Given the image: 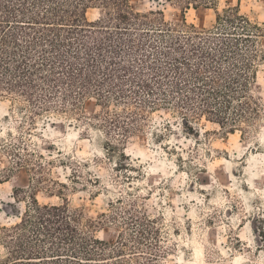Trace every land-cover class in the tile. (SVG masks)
<instances>
[{
    "label": "trees",
    "instance_id": "trees-1",
    "mask_svg": "<svg viewBox=\"0 0 264 264\" xmlns=\"http://www.w3.org/2000/svg\"><path fill=\"white\" fill-rule=\"evenodd\" d=\"M165 1L180 8V20L137 12L130 0H0V100L33 127L51 115L95 120L106 136L121 138L108 142L114 153L160 110L181 116L189 131L206 120L250 136L262 117L254 86L264 61V27L233 7L200 30L187 22L186 11L218 0ZM95 9L102 14L91 21ZM92 100L100 110L88 118ZM8 150L15 165L0 180L27 167L32 188L44 186L63 202L30 195L14 223L0 226V264H102L124 255L126 244L100 240L96 222L70 208L65 192L76 187L49 178L53 162L43 164L25 148L24 154Z\"/></svg>",
    "mask_w": 264,
    "mask_h": 264
},
{
    "label": "rangeland",
    "instance_id": "rangeland-1",
    "mask_svg": "<svg viewBox=\"0 0 264 264\" xmlns=\"http://www.w3.org/2000/svg\"><path fill=\"white\" fill-rule=\"evenodd\" d=\"M130 2L137 12L162 11L169 21L183 17L165 0ZM233 7L264 27V0H218L187 10L185 18L209 30L218 12ZM101 14L90 10L88 17L95 21ZM254 93L262 117L248 137L206 120L189 131L181 116L160 110L115 153L108 142L121 138L106 136L95 120L51 115L37 118L33 127L10 101L0 100V175L15 165L8 148L53 162L49 178L76 187L65 192L70 208L96 222L100 240L126 244L124 255L102 264H264V61ZM99 110L89 101L86 116ZM28 170L0 180V226L14 223L30 195L41 203L63 202L44 186L32 188Z\"/></svg>",
    "mask_w": 264,
    "mask_h": 264
}]
</instances>
